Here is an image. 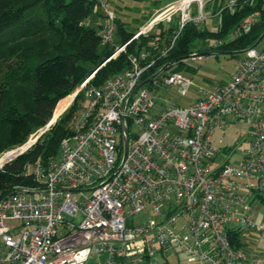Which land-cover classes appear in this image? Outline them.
I'll return each instance as SVG.
<instances>
[{
  "label": "built area",
  "instance_id": "2783aa9c",
  "mask_svg": "<svg viewBox=\"0 0 264 264\" xmlns=\"http://www.w3.org/2000/svg\"><path fill=\"white\" fill-rule=\"evenodd\" d=\"M213 1L169 0L131 40L174 23L162 56L185 25L213 17L206 9ZM223 1L234 8L243 0ZM98 2L106 45L114 16L106 0ZM255 21L251 15L233 36ZM147 57H131L128 69L85 90L86 110L59 155L33 165L34 186L0 201V264H164L170 251L186 264H260L231 238L254 227L252 206L264 196V34L236 58L233 75L210 90L166 67L148 80L176 87L181 103L158 104L141 83L154 63L142 66ZM190 88L202 95L185 98ZM228 129L241 130L246 145L232 164L236 147L223 148L228 157L218 162L222 137L214 140ZM140 215L147 220L136 223Z\"/></svg>",
  "mask_w": 264,
  "mask_h": 264
},
{
  "label": "trees",
  "instance_id": "16d2710c",
  "mask_svg": "<svg viewBox=\"0 0 264 264\" xmlns=\"http://www.w3.org/2000/svg\"><path fill=\"white\" fill-rule=\"evenodd\" d=\"M224 4L214 0L206 8L218 18L215 30L189 23L161 56L174 23L167 28L160 24L156 32L131 40L138 29L129 32L114 17L112 41L101 45L98 33L104 15L98 0H0V154L22 147L37 135L60 104L86 83L33 145L0 168V201L16 188L35 185L30 169L59 155L62 140L73 133L85 90L100 87L128 69L131 57L147 52L141 65L154 61L141 79L147 86L163 67L176 66L172 71L177 72L192 55L214 52L236 57L254 46L264 34V0H243L234 8ZM251 15L256 21L249 31L233 36ZM150 16L143 19L144 24ZM207 41L214 46H206ZM124 45V50L110 59ZM259 202L264 206V196ZM231 244L241 248L240 233L233 234Z\"/></svg>",
  "mask_w": 264,
  "mask_h": 264
},
{
  "label": "rangeland",
  "instance_id": "374dc122",
  "mask_svg": "<svg viewBox=\"0 0 264 264\" xmlns=\"http://www.w3.org/2000/svg\"><path fill=\"white\" fill-rule=\"evenodd\" d=\"M168 1L169 0H106L107 10L111 12L115 18L120 19L126 25V28L129 32H134L137 29L139 30L144 25L143 19L154 14L157 10L162 9L168 3ZM217 24V17H208L204 22L199 24V28H207L208 30L213 31L216 29ZM167 26L168 25H164V28H167ZM157 30L158 27L155 28L153 32H156ZM205 45L208 47H213L214 43L212 41H207ZM237 56L232 57L230 55L214 52L206 56H202L201 54L192 55L189 59L184 61V67L177 71V73L189 79L193 87L202 89L203 91L210 90L215 84L226 82L233 75L234 64ZM175 67L176 66L168 69V72H173L172 70ZM188 68L189 70H186ZM145 87L154 94L155 101L158 104L161 103L166 105V103H181V97L178 95L177 89L174 86H171L167 89L161 86H152L148 84ZM74 94H76V92L71 94V97L68 96L70 98L64 100L58 109L54 111L53 117L50 121L51 125L71 105L74 97L76 96H74ZM201 95L202 94H199L194 89L190 88L185 98L193 100L198 99ZM86 107L87 99L81 102L80 110L76 113L73 127L77 119L86 110ZM133 129H135V127H133ZM240 132L241 130L233 131V129H228L225 136H221L219 135L220 133L217 132L215 133L214 140H219V138L222 137V141L218 147L220 149V160L218 162H224L227 159L228 152L223 149L225 148L228 150L227 147H236L235 153L229 157L230 164L239 162L241 160L242 154L240 152L246 150V145L244 143H239L241 140V136H239ZM38 134L31 136L26 143L33 142ZM22 149L23 148L19 149V151ZM11 151L13 150H8L0 154V167H3L4 164L14 159L13 157L4 163V158ZM16 153L17 152H12L11 157ZM251 215L253 216L252 223L254 227L240 232L241 250L245 252L251 259L258 260L260 261V264H264V206L260 202L255 201L252 206ZM134 220L136 223L144 222L147 220V216L140 215L139 217H135ZM174 254V251H170L168 253L167 262H164V264H186L183 261L185 260L184 256H179V259L183 261L181 263V261H178Z\"/></svg>",
  "mask_w": 264,
  "mask_h": 264
},
{
  "label": "water",
  "instance_id": "95a60500",
  "mask_svg": "<svg viewBox=\"0 0 264 264\" xmlns=\"http://www.w3.org/2000/svg\"><path fill=\"white\" fill-rule=\"evenodd\" d=\"M263 37V35L259 38V40H261V38ZM258 40V41H259ZM257 41V42H258ZM256 44V43H255ZM202 56H206V55H209V53H203V54H201ZM76 94H74V96H75ZM51 125V122H49L48 123V125L46 126V127H44L41 131H40V133L38 134V136L34 139V141L33 142H28V143H26L25 145H23L21 148H23L21 151H19V149H21V148H18V149H16L15 151L17 152V154L14 156V158L15 157H17L18 155H21L26 149H28L31 145H33V143L37 140V138L44 132V131H46L47 129H48V126H50ZM126 133H125V131H124V136H123V148L125 149L126 148ZM14 151V152H15Z\"/></svg>",
  "mask_w": 264,
  "mask_h": 264
},
{
  "label": "bare ground",
  "instance_id": "6f19581e",
  "mask_svg": "<svg viewBox=\"0 0 264 264\" xmlns=\"http://www.w3.org/2000/svg\"><path fill=\"white\" fill-rule=\"evenodd\" d=\"M199 24H200V23H199ZM199 24H197V25H199ZM241 53H242V52H241ZM241 53H239L238 55H240ZM237 57H238V56H237ZM72 98H73V97H72ZM15 152H16V151H15ZM16 154H17V153H16ZM16 154H15V155H16ZM15 155H13V156H15Z\"/></svg>",
  "mask_w": 264,
  "mask_h": 264
}]
</instances>
